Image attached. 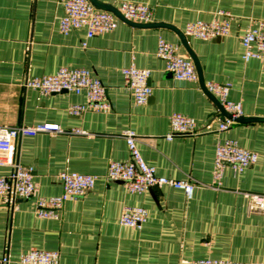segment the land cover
I'll return each mask as SVG.
<instances>
[{
  "label": "crops",
  "instance_id": "crops-1",
  "mask_svg": "<svg viewBox=\"0 0 264 264\" xmlns=\"http://www.w3.org/2000/svg\"><path fill=\"white\" fill-rule=\"evenodd\" d=\"M64 1L0 0V125L55 122L70 131L16 142L15 159L33 169L38 194H61L62 171L98 179L85 195L66 201L59 218L39 217L35 197H0V264L4 257L5 264H22L20 256L31 249L58 250L59 264H192L204 258L264 263V209L252 210L249 196L264 193V62L245 60L240 38L246 27L264 20V0H97L113 7L122 1L147 4L151 23L183 33L191 22L229 11V35L189 41L203 74L195 81L176 79L157 54L163 37L192 59L175 29L121 18L116 29L92 38L85 28L63 33ZM133 64L151 69L146 104H137L126 85L122 69ZM61 67L90 69L106 86L111 110L72 115V104L87 102L84 93L43 94L22 85ZM208 81L229 84L230 98L243 103V116L227 130L218 128L224 115L206 89ZM174 112L194 117L198 133L168 139ZM127 130L136 133L143 158L159 175L197 183L192 197L169 185L132 192L105 177L111 161L131 158ZM228 138L257 152L258 161L242 172L227 165L216 182V145ZM10 171L0 165V175ZM125 205L148 210L141 228L121 224Z\"/></svg>",
  "mask_w": 264,
  "mask_h": 264
},
{
  "label": "built area",
  "instance_id": "built-area-1",
  "mask_svg": "<svg viewBox=\"0 0 264 264\" xmlns=\"http://www.w3.org/2000/svg\"><path fill=\"white\" fill-rule=\"evenodd\" d=\"M64 14L59 20L63 33L71 29L85 28L87 38L112 31L117 28L121 17L111 10L97 8L90 0H65ZM123 19L140 24L153 21V9L144 3L122 1L115 7ZM233 15L229 11H217L211 20H197L189 23L184 35L204 40L225 37L231 33ZM244 47L245 60L253 58L264 62V20L250 24L240 36ZM87 45V41L83 43ZM158 56L164 60L166 70L178 80H198L199 74L194 61L179 53L178 46L160 37L157 47ZM126 85L132 91L137 104L148 103L152 96L150 84L151 69L139 68L134 64L122 69ZM25 88L39 90L43 94L73 91L84 93L86 103H75L69 108L72 115H81L88 110L109 112L112 108L107 97L106 86L90 69L84 67H61L57 72L38 77L27 78ZM206 89L220 103L227 113L219 124V130H227L238 122L244 114L243 103L230 98L231 86L227 83L208 81ZM168 139L176 136L195 135L198 133L194 117L181 112H174L170 117ZM59 123L43 122L34 125L16 124L0 125V165L10 166L7 175H0V197L15 202L18 198H36L37 215L42 218H59L64 203L72 198L85 195L96 185L98 175L84 174L75 171H62L59 174L63 191L59 195L43 196L38 194V186L34 180L33 169L22 165L15 159L16 142L24 136L38 133H65ZM77 132H80L77 130ZM131 158L128 161L113 160L109 163L105 177L109 180L121 181L132 192L142 193L154 186L169 185L184 189L188 197H192L197 183L191 179H173L157 173L156 167L143 158L137 143L136 133L132 130L124 132ZM258 161V153L247 150L234 139L219 141L215 153V181L218 182L227 165L235 171L242 172ZM252 210L264 209V193H250ZM148 210L143 206L125 205L121 212L122 225L141 228L148 218ZM22 264H59L58 250L31 249L20 256ZM2 262H8L4 257ZM192 264H264L260 261H239L221 259H197Z\"/></svg>",
  "mask_w": 264,
  "mask_h": 264
},
{
  "label": "water",
  "instance_id": "water-1",
  "mask_svg": "<svg viewBox=\"0 0 264 264\" xmlns=\"http://www.w3.org/2000/svg\"><path fill=\"white\" fill-rule=\"evenodd\" d=\"M91 2H92L95 6H97V7H99V8H103V9H106V10L114 11L115 13H117V14L122 18V16L119 14V12L116 10L115 7H113V6H111V5H107V4L100 3V2L97 1V0H91ZM131 23H133V24H135V25H139V26H167V27H170V28L175 29V30L178 32V34H179V36H180V39H181L183 45L186 47V49H187L188 52L190 53V55H191V57H192V59H193L195 65H196V68H197V71H198V74H199L200 79H201V80L203 79L202 68H201V66H200V63H199V61H198L196 55L194 54V52H193L192 49L190 48L189 41H190L191 37L184 35V33H183L182 31H179L178 29H176V28L173 27L172 25L165 24V23H147V24H139V23H134V22H131ZM220 38H222V37H218V38H216V39H220ZM217 103H218V105H219V108L222 110L223 114H224V115H227V113L223 110V108H222V106L220 105V103L218 102V100H217Z\"/></svg>",
  "mask_w": 264,
  "mask_h": 264
}]
</instances>
